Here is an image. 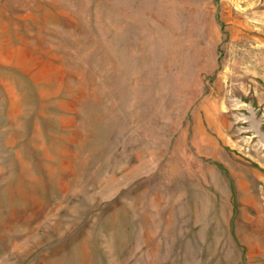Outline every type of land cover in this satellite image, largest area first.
Masks as SVG:
<instances>
[{"label": "rangeland", "instance_id": "rangeland-1", "mask_svg": "<svg viewBox=\"0 0 264 264\" xmlns=\"http://www.w3.org/2000/svg\"><path fill=\"white\" fill-rule=\"evenodd\" d=\"M0 264H264V0H0Z\"/></svg>", "mask_w": 264, "mask_h": 264}]
</instances>
